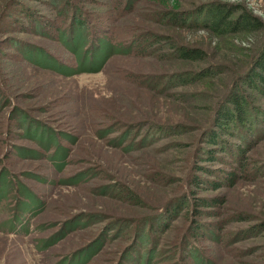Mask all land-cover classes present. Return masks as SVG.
Returning a JSON list of instances; mask_svg holds the SVG:
<instances>
[{
  "label": "rangeland",
  "instance_id": "374dc122",
  "mask_svg": "<svg viewBox=\"0 0 264 264\" xmlns=\"http://www.w3.org/2000/svg\"><path fill=\"white\" fill-rule=\"evenodd\" d=\"M208 1L0 0V264H264V99L245 92L257 136L240 121L214 132L226 148L251 144L250 179L208 190L186 178L194 164L235 169L234 150L215 145L223 164L200 155L204 131L246 89L239 73L264 40L164 19ZM150 34L162 38L141 47ZM173 45L208 60L178 61ZM192 195L226 202L194 211Z\"/></svg>",
  "mask_w": 264,
  "mask_h": 264
},
{
  "label": "trees",
  "instance_id": "16d2710c",
  "mask_svg": "<svg viewBox=\"0 0 264 264\" xmlns=\"http://www.w3.org/2000/svg\"><path fill=\"white\" fill-rule=\"evenodd\" d=\"M252 1V0H251ZM164 19L168 21L171 25H178L180 27H189V28H201L206 30L210 35L218 38L224 39L227 37L235 36V35H254L258 33L264 34V0H253L251 3L249 2H242L240 0H214L208 1L202 4L197 5L196 7L192 8L191 10L187 11H180V12H168L164 13ZM79 29L82 28L81 21L77 20L74 21ZM81 27V28H80ZM152 40H148L142 43L141 47L151 46L153 42H156L158 37L162 38V36H157L155 34H150ZM76 39V38H75ZM76 41V40H75ZM74 41V42H75ZM76 49L74 51L75 55L80 52V48L84 46V41L79 39L75 43ZM146 44V45H145ZM173 53L176 56V59L181 62H190L193 64H200L206 63L208 60L207 52L198 47H185V46H176L173 45L170 47ZM147 51V50H146ZM33 53V52H32ZM94 53V52H92ZM120 53V52H117ZM28 55V53L26 54ZM92 55V54H90ZM110 54H106L105 56L109 57ZM28 59V58H27ZM94 58H90L88 61V67L86 71H98L101 69L103 62H93ZM30 61V60H28ZM84 62V63H83ZM50 62L46 61L43 58L42 63L39 62L35 63V66L42 69H51L52 65L49 64ZM86 63V59L83 60L79 65L78 68L83 70V64ZM95 63V66L93 67ZM247 63V65H246ZM244 66H246L242 73H239V81L237 83L242 82V84L246 87V89L237 90L233 92H228V98L226 104L222 108H217L216 114L213 118V126L204 131V146L211 148H204L203 151L200 152V155H203L207 158L208 161L212 162H222V158H218L212 151L213 148L218 146V151L216 153L220 154H228L234 150L236 154L240 157V159H236L235 163L237 164L236 167L233 166L235 169L229 168L231 170H222L217 169L214 172L209 171L207 168L197 167L194 164L193 170L186 175L187 181L190 186L195 188H202L200 184H204L205 189L208 190H217L220 188H233L239 182L246 181L250 179L253 172L252 169L249 168L250 161L247 157H244V153L246 150H250L251 144L248 143L246 149L242 146H234L232 148L229 145L228 148L222 146V140L217 142L216 133H214L217 129H223L225 125H236L238 121L245 122L247 124V132L248 136H257L255 126H252L251 120H248L247 114L254 113L259 117L263 115L260 112V109L257 107L252 108L253 96L252 94H246L245 92L252 91L257 96L264 99V40L260 42V44L255 47L252 52L250 53L249 57L246 59ZM223 67L219 64L213 65L211 70H208L206 75L209 76L215 73V70H220ZM224 69V68H221ZM222 73V72H218ZM260 123V120H259ZM214 128V129H213ZM213 129V130H211ZM249 129V131H248ZM254 129V130H253ZM211 130V131H210ZM207 131H210L209 133ZM224 131V130H223ZM227 133L226 131H224ZM107 133H113V131L109 130ZM30 135V133L28 132ZM108 135V134H105ZM127 139V136H125ZM125 139V141H126ZM34 141H42L37 140L36 138ZM52 142V141H51ZM242 142L245 143V139H242ZM231 149V150H230ZM231 157H234L233 153H230ZM201 157V156H199ZM228 165V162H224ZM223 164V162H222ZM231 165V164H230ZM231 167V166H230ZM202 173L205 174L208 178H201ZM211 177V178H210ZM24 196V195H23ZM26 196V194H25ZM192 205L194 211L197 209L202 210H211L213 208L220 209L226 202V198L224 195L214 196V197H196L194 195L191 196ZM188 201V200H187ZM186 201V202H187ZM184 206L187 205L186 203L183 204ZM198 232V231H196Z\"/></svg>",
  "mask_w": 264,
  "mask_h": 264
}]
</instances>
